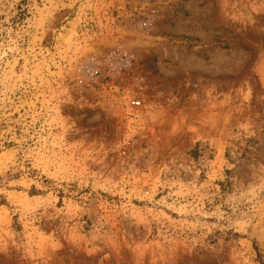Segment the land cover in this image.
I'll use <instances>...</instances> for the list:
<instances>
[{
    "label": "rangeland",
    "instance_id": "1",
    "mask_svg": "<svg viewBox=\"0 0 264 264\" xmlns=\"http://www.w3.org/2000/svg\"><path fill=\"white\" fill-rule=\"evenodd\" d=\"M0 264H264V0H0Z\"/></svg>",
    "mask_w": 264,
    "mask_h": 264
},
{
    "label": "trees",
    "instance_id": "2",
    "mask_svg": "<svg viewBox=\"0 0 264 264\" xmlns=\"http://www.w3.org/2000/svg\"><path fill=\"white\" fill-rule=\"evenodd\" d=\"M191 152H192V154H196L197 153V146H194Z\"/></svg>",
    "mask_w": 264,
    "mask_h": 264
}]
</instances>
